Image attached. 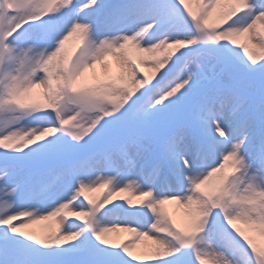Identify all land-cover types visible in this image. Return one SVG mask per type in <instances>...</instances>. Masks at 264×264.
Wrapping results in <instances>:
<instances>
[{
  "label": "snow or ice",
  "instance_id": "obj_1",
  "mask_svg": "<svg viewBox=\"0 0 264 264\" xmlns=\"http://www.w3.org/2000/svg\"><path fill=\"white\" fill-rule=\"evenodd\" d=\"M0 264H264V0H0Z\"/></svg>",
  "mask_w": 264,
  "mask_h": 264
},
{
  "label": "bare ground",
  "instance_id": "obj_2",
  "mask_svg": "<svg viewBox=\"0 0 264 264\" xmlns=\"http://www.w3.org/2000/svg\"><path fill=\"white\" fill-rule=\"evenodd\" d=\"M169 209H170V211H172V212L174 213V215H176L177 219L180 218V212H179V210H178L175 206L170 205V206H169ZM35 227H36V228H35ZM43 228H44L43 225H38V226L34 225V226H33V229H34L38 234L41 233V232L43 231Z\"/></svg>",
  "mask_w": 264,
  "mask_h": 264
}]
</instances>
